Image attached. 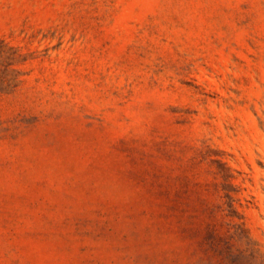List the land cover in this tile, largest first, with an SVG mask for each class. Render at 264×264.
I'll list each match as a JSON object with an SVG mask.
<instances>
[{
    "label": "rangeland",
    "instance_id": "374dc122",
    "mask_svg": "<svg viewBox=\"0 0 264 264\" xmlns=\"http://www.w3.org/2000/svg\"><path fill=\"white\" fill-rule=\"evenodd\" d=\"M0 264H264V0H0Z\"/></svg>",
    "mask_w": 264,
    "mask_h": 264
}]
</instances>
